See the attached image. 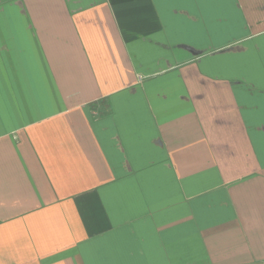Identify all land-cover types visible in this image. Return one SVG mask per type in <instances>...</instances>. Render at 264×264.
<instances>
[{"label":"crops","instance_id":"0c3cea01","mask_svg":"<svg viewBox=\"0 0 264 264\" xmlns=\"http://www.w3.org/2000/svg\"><path fill=\"white\" fill-rule=\"evenodd\" d=\"M0 264H264V0H0Z\"/></svg>","mask_w":264,"mask_h":264}]
</instances>
